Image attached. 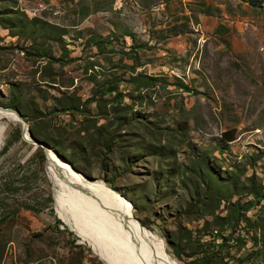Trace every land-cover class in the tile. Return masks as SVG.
Returning a JSON list of instances; mask_svg holds the SVG:
<instances>
[{
	"label": "rangeland",
	"instance_id": "1",
	"mask_svg": "<svg viewBox=\"0 0 264 264\" xmlns=\"http://www.w3.org/2000/svg\"><path fill=\"white\" fill-rule=\"evenodd\" d=\"M250 1L0 0V106L57 155L53 183L63 159L115 191L174 264H264V0ZM38 147L0 119V264H106L58 218Z\"/></svg>",
	"mask_w": 264,
	"mask_h": 264
},
{
	"label": "bare ground",
	"instance_id": "2",
	"mask_svg": "<svg viewBox=\"0 0 264 264\" xmlns=\"http://www.w3.org/2000/svg\"><path fill=\"white\" fill-rule=\"evenodd\" d=\"M2 117L20 122L0 108V119ZM55 156L52 152L47 153L46 170L52 185L62 192L58 198L57 216L106 264H174L156 236L134 220L132 206L129 204L130 208L115 191L99 181L89 182L74 171L86 181L81 180L69 171L70 164L63 161L59 166L61 180L58 177L60 182L54 184L50 174Z\"/></svg>",
	"mask_w": 264,
	"mask_h": 264
},
{
	"label": "water",
	"instance_id": "3",
	"mask_svg": "<svg viewBox=\"0 0 264 264\" xmlns=\"http://www.w3.org/2000/svg\"><path fill=\"white\" fill-rule=\"evenodd\" d=\"M0 108L2 110H5V111H8V112H12L15 114V116L20 120V122L22 123V138L26 141V142H29V143H32L36 146H39L43 149V152L45 154V157L47 159V153L48 152H52L53 154H55L50 146L46 143V142H43V141H39V140H34V139H31L30 138V130H29V127L27 126L26 122L24 121V119L22 118V115L18 112V111H15V110H12V109H9V108H3L0 106ZM56 155V154H55ZM57 156V155H56ZM59 158V157H58ZM63 162H66L68 163L66 160H63L61 159ZM69 164V163H68ZM70 166L74 169V167L70 164ZM76 170V169H75ZM77 171V170H76ZM79 172V171H78ZM81 173V172H79ZM82 174V173H81ZM85 178H87L84 174H82ZM131 204V203H130Z\"/></svg>",
	"mask_w": 264,
	"mask_h": 264
},
{
	"label": "trees",
	"instance_id": "4",
	"mask_svg": "<svg viewBox=\"0 0 264 264\" xmlns=\"http://www.w3.org/2000/svg\"><path fill=\"white\" fill-rule=\"evenodd\" d=\"M250 2L252 4H254L255 1L251 0ZM132 80H134V81H136V80H143V81H146V82H150L151 81L150 78H146V77H143V78L137 77V78H133ZM115 91H116V88L115 87H110V88H108L107 93H113ZM116 96H117V93L114 94V98H116ZM30 132H31L30 133V138L36 140V137H35L34 132H33L32 129H30ZM223 135H226V134H223ZM227 141H231V139H228ZM37 149H40V148L38 147ZM141 225L145 227V225L143 223H141Z\"/></svg>",
	"mask_w": 264,
	"mask_h": 264
}]
</instances>
